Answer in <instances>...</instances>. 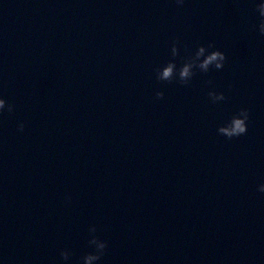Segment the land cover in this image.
<instances>
[{
	"label": "water",
	"instance_id": "water-1",
	"mask_svg": "<svg viewBox=\"0 0 264 264\" xmlns=\"http://www.w3.org/2000/svg\"><path fill=\"white\" fill-rule=\"evenodd\" d=\"M256 2L0 0V264H80L92 225L98 264H264ZM175 38L224 68L157 81ZM241 108L247 133L219 135Z\"/></svg>",
	"mask_w": 264,
	"mask_h": 264
},
{
	"label": "clouds",
	"instance_id": "clouds-1",
	"mask_svg": "<svg viewBox=\"0 0 264 264\" xmlns=\"http://www.w3.org/2000/svg\"><path fill=\"white\" fill-rule=\"evenodd\" d=\"M177 6H183L185 0H175ZM254 12L258 13L259 23L253 24L252 29L258 30L261 36H264V0L255 3ZM171 58L164 65L157 66L154 69L157 81L161 83L176 82L181 86H187L191 83L193 77L198 73L207 74L210 70H222L227 60L226 54L219 49H216L215 44L210 42L205 45H197L193 51L187 45L184 46V55L180 56V40L179 38L173 39L171 43ZM180 57L182 63L177 67L176 59ZM211 85V80L206 81ZM210 101L213 104L225 101L227 97L223 92H217L214 89L207 93ZM157 100L164 98L163 91L155 93ZM15 110V105L8 103L5 99L0 98V115L5 111L11 114ZM250 113L247 108H241L239 112L231 116L223 125L219 126L217 132L219 135L224 136L228 140L238 138L247 133V122L249 121ZM24 123L21 122L17 126V131H24ZM257 190L264 193V183L258 185ZM66 201L70 202L71 197H66ZM90 239L87 244L92 251L85 253L80 257V264H98V262L105 255L108 247L107 241L102 240L96 235L97 227L92 225L88 229ZM72 252L69 249H62L59 253L60 259L64 264H69L72 258Z\"/></svg>",
	"mask_w": 264,
	"mask_h": 264
}]
</instances>
